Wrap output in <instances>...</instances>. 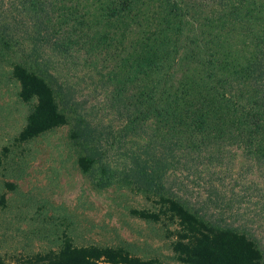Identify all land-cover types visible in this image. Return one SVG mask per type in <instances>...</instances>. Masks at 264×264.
I'll return each mask as SVG.
<instances>
[{"label": "trees", "instance_id": "1", "mask_svg": "<svg viewBox=\"0 0 264 264\" xmlns=\"http://www.w3.org/2000/svg\"><path fill=\"white\" fill-rule=\"evenodd\" d=\"M19 4L21 10L14 15L7 6L0 9V62L9 65L19 97L31 105L18 140L70 124L71 139L91 147L78 166L96 172L95 187L121 189L129 184L157 198V211L131 212L162 225L171 223L167 236L173 239L177 261L261 264L248 235L224 228L223 221L193 207L172 189L169 177L185 174L183 179L194 187L204 181L208 193L226 209L250 196L230 191L225 198L212 184L227 180L221 168L233 148L264 164V0ZM51 39L61 47L63 60L79 64V70L102 73L112 100L126 111L125 123L113 138L115 148L123 149L122 166L97 145L93 130L80 127L73 111L70 118L65 113V78L59 83L38 69L37 46ZM27 264L164 263L141 259L121 247H74L66 240L57 252Z\"/></svg>", "mask_w": 264, "mask_h": 264}, {"label": "rangeland", "instance_id": "2", "mask_svg": "<svg viewBox=\"0 0 264 264\" xmlns=\"http://www.w3.org/2000/svg\"><path fill=\"white\" fill-rule=\"evenodd\" d=\"M6 6L13 15L22 7L19 0H0V9ZM52 42L38 45L37 50L34 47L38 69L51 75L53 81L61 83L65 78L69 86L63 90L65 113L70 118L73 111V117L82 121L80 127L93 130L97 145L112 153L111 160L122 166L119 155L123 149L115 148L113 138L125 123L126 111L112 100L102 73L79 70V64L63 60L61 47ZM24 47L29 49L27 42ZM9 73V65L0 62V261L34 263L37 257L60 250L68 240L74 247H121L141 259L184 264L176 260L171 249L173 239L167 236L171 223L164 221L166 225H162L131 212H155L157 198L141 194L129 184L121 189H100L94 186V170H80L78 159L91 147L71 139L70 124L27 141L18 140L31 105L21 100L19 85ZM221 170L227 173V180L213 182L218 192L225 198L230 191L250 195L228 209L208 193L204 181L194 187L190 179H183L185 174H172L169 183L193 207L223 221L224 228L248 235L264 264V164L233 148ZM231 176L238 179L236 183L229 180Z\"/></svg>", "mask_w": 264, "mask_h": 264}]
</instances>
